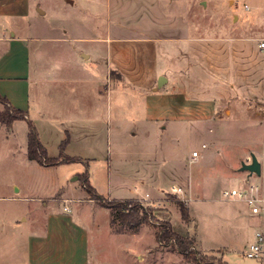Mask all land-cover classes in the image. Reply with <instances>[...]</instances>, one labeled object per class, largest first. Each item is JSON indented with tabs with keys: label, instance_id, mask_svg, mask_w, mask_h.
<instances>
[{
	"label": "rangeland",
	"instance_id": "obj_1",
	"mask_svg": "<svg viewBox=\"0 0 264 264\" xmlns=\"http://www.w3.org/2000/svg\"><path fill=\"white\" fill-rule=\"evenodd\" d=\"M72 2L28 0V15L3 17L1 27L31 38V63L50 78L53 111L61 107L56 103L64 85L59 82L75 80L68 89L72 110L58 111V119L73 116L74 99L83 103L84 113L90 112L93 105L85 91L94 80L85 70L98 66L99 93L104 103L109 101L108 158H80L81 162L44 168L26 160V125L18 121L9 128L0 123L3 230L17 222L27 233L41 234L43 209L36 211L34 222L18 220L19 216L28 213L27 204L41 206L50 199L51 188L68 187L76 176L75 185L86 201L81 220L88 264H195L172 243L157 239L161 223L193 241L198 264H263L261 258L243 256L259 218L249 214L245 203L224 199L221 190L237 186L248 175L240 167L252 153L261 163V174L250 180L264 181V50L258 47L264 38V0ZM109 38L157 39V60L166 78L159 95L173 94L183 104L158 119L148 117L149 98L156 94L150 87L127 84L117 69L108 67L104 45ZM66 66L70 73L76 68L80 77H57ZM207 100L212 102L208 108ZM195 150L199 154L191 159ZM82 175L97 200L82 187ZM173 185L182 192H173ZM28 196L35 199H17ZM39 196L46 198L40 202ZM114 202L141 204L150 212L149 221L122 226L117 211L106 206ZM75 204L66 203L68 211L60 204L58 210L72 215ZM181 206L187 219L181 216ZM16 236L12 231L5 234L0 264H27L25 234Z\"/></svg>",
	"mask_w": 264,
	"mask_h": 264
},
{
	"label": "crops",
	"instance_id": "obj_2",
	"mask_svg": "<svg viewBox=\"0 0 264 264\" xmlns=\"http://www.w3.org/2000/svg\"><path fill=\"white\" fill-rule=\"evenodd\" d=\"M27 3L28 0H0V97L5 98L10 106L27 113V119L33 123L38 138L45 147L49 157L56 158L59 156V144L68 135L69 142L63 150L64 155L78 157L88 162L100 161L104 157L108 158L109 133L105 113L108 111L109 101L107 99L106 103H104L102 99L104 94L99 93L98 66L85 70L88 74L87 77H92L94 80L92 81L93 85L85 91V94L89 96V103L93 105L90 112L84 113L85 110H82L84 107L83 103L74 99L76 110H73V114L71 113L73 116L71 118L58 119V111L64 112L68 108L70 112L72 110V101L71 99L68 100L71 91L68 89L72 90V83L75 80L62 78L59 82V84L64 85V88L60 85V92H63V96L60 101L56 99V104L61 107L58 110L55 108L53 111L50 106L55 98H53L51 93L50 78H44L45 76L36 67L37 65L31 63L29 44L31 38L17 34L15 29L4 31L1 27V19L3 20L5 17L23 18L27 16L29 9ZM68 3L72 4L73 2L71 0ZM156 40L109 38L106 39L104 46L106 47L108 67L117 69L127 84L140 88L150 87L156 94L149 98L146 111L148 117L158 119L163 115L171 114L177 104H183V100L169 93L168 95H159L166 86L156 89L158 78L163 76L157 60L158 43ZM63 68L67 69V71L63 72ZM61 70L57 77H80L76 68H74L75 73H70L67 66L62 67ZM155 83L156 87H154ZM166 98H172L170 103L163 102V99ZM153 102L157 104L152 105ZM204 105L208 108L212 106V102L207 100ZM18 121L26 125L25 120H16L13 124ZM27 131L26 125L25 156ZM18 142H15L16 147L19 145ZM26 160L35 162L27 157ZM41 167L50 169L54 166ZM74 181L71 178V184L68 187L60 188L59 186H54V188H51L50 199L44 200L46 197H37L39 201L44 200L41 206L36 207L34 205L29 207L30 205L27 204L25 210L28 213L19 216L18 220L26 218L27 222H34L36 221V211L43 209L42 213L45 217V223L41 234L27 233V230L17 225V222L14 225L7 226L8 230H3L2 225H0V244L6 242L5 234H11L12 231L17 235L16 237H19V233H22L26 237L27 264H88L87 233L81 220L82 208H84L82 203L86 202L84 201L85 195L79 186L76 187V182ZM94 187L99 192V187L97 185H94ZM59 191H61V194L57 195ZM12 199H15V197H12ZM17 199L32 202L31 199H35V197L28 196ZM66 203H74L76 205L74 214L67 215L59 212L58 205L60 204L63 205V210L68 211ZM9 239L11 240L12 238H8V241Z\"/></svg>",
	"mask_w": 264,
	"mask_h": 264
},
{
	"label": "trees",
	"instance_id": "obj_3",
	"mask_svg": "<svg viewBox=\"0 0 264 264\" xmlns=\"http://www.w3.org/2000/svg\"><path fill=\"white\" fill-rule=\"evenodd\" d=\"M0 102L3 104V109L2 111H0L1 124L5 125L6 127H11V125L16 120L26 121L28 130L26 142V157L29 160H33L41 166H56L62 163L81 162V159L78 157H69L63 154V150L69 142L68 136L59 144V156L56 158L49 157L45 147L41 144L38 138L33 123L27 119V113L23 110L10 106L5 98L0 97ZM80 182L87 194L92 199L97 200L98 196L96 195L93 187L90 185L88 178L82 175L80 176ZM106 206L112 210L117 211L118 220L120 221L122 226L134 227L142 223H146L150 219V212L148 211V209L144 208L137 202H129L128 204H125L124 202H114L109 203ZM180 212L181 216L187 219V213L184 207L181 206ZM156 234L159 241L163 240L166 243H172V245L177 248L178 252L184 259L195 264L199 263L198 253L193 248V241L187 238H183L173 232L171 226L168 223H161Z\"/></svg>",
	"mask_w": 264,
	"mask_h": 264
},
{
	"label": "built area",
	"instance_id": "obj_4",
	"mask_svg": "<svg viewBox=\"0 0 264 264\" xmlns=\"http://www.w3.org/2000/svg\"><path fill=\"white\" fill-rule=\"evenodd\" d=\"M264 50V38L258 44ZM205 147V146H202ZM199 152L197 150L190 153L191 159H195ZM251 158L246 161L250 162ZM171 190L180 193L182 189L173 185ZM224 199L238 200L245 203L249 209V214L259 218L258 227L254 232V239L243 251V256L261 258L264 264V181L260 184L250 180V176L243 177L237 186L224 188L221 190Z\"/></svg>",
	"mask_w": 264,
	"mask_h": 264
},
{
	"label": "water",
	"instance_id": "obj_5",
	"mask_svg": "<svg viewBox=\"0 0 264 264\" xmlns=\"http://www.w3.org/2000/svg\"><path fill=\"white\" fill-rule=\"evenodd\" d=\"M68 2H71V0H67ZM40 13H43L42 10H39ZM165 81V78L163 76L158 78L157 81V88L158 89ZM241 171H246L248 172V176H251L253 174L259 176L261 174V163L260 161L256 158V156L252 153L251 154V161L246 163L242 162V165L240 167ZM74 180L77 179V177H73Z\"/></svg>",
	"mask_w": 264,
	"mask_h": 264
}]
</instances>
